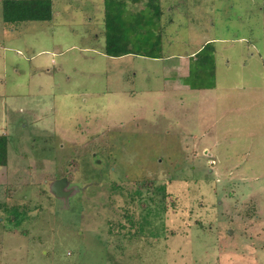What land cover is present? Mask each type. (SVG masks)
<instances>
[{"label": "rangeland", "instance_id": "rangeland-1", "mask_svg": "<svg viewBox=\"0 0 264 264\" xmlns=\"http://www.w3.org/2000/svg\"><path fill=\"white\" fill-rule=\"evenodd\" d=\"M111 1L6 24L0 0V264H264V0H117L123 60ZM207 43L187 85L173 59Z\"/></svg>", "mask_w": 264, "mask_h": 264}, {"label": "trees", "instance_id": "trees-1", "mask_svg": "<svg viewBox=\"0 0 264 264\" xmlns=\"http://www.w3.org/2000/svg\"><path fill=\"white\" fill-rule=\"evenodd\" d=\"M132 2H139L140 0H131ZM159 0H148V5L156 8V14H152L153 18L161 14V9L156 5ZM121 1H111L107 2L106 12L107 17L105 19L107 31H110L106 35V44H105V55L111 58H119L128 54H133L128 48H130V41L127 35V29L123 25H120L121 18L118 13V10L114 11L113 4H119ZM123 2V1H122ZM112 3V4H109ZM112 11L114 13H112ZM120 12V11H119ZM1 13L2 20L6 24H18L23 22H48L52 19V3L51 0H2L1 2ZM152 18V21H153ZM108 22V23H107ZM151 21H148L144 26H150ZM119 23V26H118ZM152 26V25H151ZM158 44L153 43L149 47L154 49ZM160 45H158L159 47ZM135 55V54H134ZM136 55H140L142 57L157 59V54L153 53H137ZM195 58V60H194ZM193 59V60H192ZM190 62L188 75L186 77V84L188 85V81L192 76L201 77L202 74L211 72V69L207 67H211L214 64V46L212 43L205 44L202 49H200L195 56H193ZM197 59V60H196ZM192 62L199 64L197 67L193 66ZM192 68V69H191ZM211 77V76H210ZM214 79V78H213ZM191 89H212L214 88L213 84L204 87L202 84L200 86L197 85H189ZM7 138L4 135H0V167L6 166V155H7ZM137 194V193H135Z\"/></svg>", "mask_w": 264, "mask_h": 264}, {"label": "crops", "instance_id": "crops-1", "mask_svg": "<svg viewBox=\"0 0 264 264\" xmlns=\"http://www.w3.org/2000/svg\"><path fill=\"white\" fill-rule=\"evenodd\" d=\"M201 49V48H200ZM158 55V57H160V58H157L156 60H160V59H162V56L161 55H159V53L157 54ZM131 56H133L132 54H128V55H125V56H122V57H119V59L120 60H123V59H127V58H131ZM194 56V54L192 55V56H190V58H187V57H177V58H174L173 59V63H172V65H174L173 67H170L171 68V71H172V69L175 71V72H183V68L185 69L186 68V72H188L189 71V66H190V62H191V59H192V57ZM163 62V61H162ZM168 65H171V64H168ZM173 72V71H172ZM183 74V73H182ZM188 75V74H187ZM187 75L186 76H180V78H186L187 77ZM174 86H177V85H175L174 84ZM189 89L190 90H192V91H203V90H205V89H202V90H200V89H191L190 87H189ZM3 167H5V166H3Z\"/></svg>", "mask_w": 264, "mask_h": 264}, {"label": "water", "instance_id": "water-1", "mask_svg": "<svg viewBox=\"0 0 264 264\" xmlns=\"http://www.w3.org/2000/svg\"><path fill=\"white\" fill-rule=\"evenodd\" d=\"M67 186V181L66 179H61V180H55L51 183L49 187L50 193L57 199H63L66 201L67 199V192H65V188Z\"/></svg>", "mask_w": 264, "mask_h": 264}, {"label": "flooded vegetation", "instance_id": "flooded-vegetation-1", "mask_svg": "<svg viewBox=\"0 0 264 264\" xmlns=\"http://www.w3.org/2000/svg\"><path fill=\"white\" fill-rule=\"evenodd\" d=\"M61 179H66V181H67V186L64 190L65 192H67V199L66 200H68L70 198L72 199L76 194H78L79 188H77V186L74 183H72L73 181L70 182V180L66 176H61V177L57 178L56 180H61ZM61 201H63V199Z\"/></svg>", "mask_w": 264, "mask_h": 264}]
</instances>
